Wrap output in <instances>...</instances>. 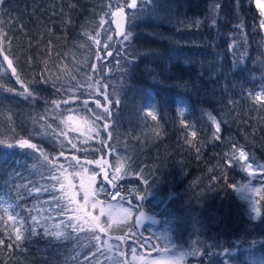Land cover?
Segmentation results:
<instances>
[{"label": "trees", "instance_id": "trees-1", "mask_svg": "<svg viewBox=\"0 0 264 264\" xmlns=\"http://www.w3.org/2000/svg\"><path fill=\"white\" fill-rule=\"evenodd\" d=\"M130 3L0 4V264H127L159 249L182 251V264H264L261 12L254 0ZM121 10L129 40L114 36ZM104 107L111 115L96 120ZM69 113L89 128L68 127ZM73 157L96 176L92 197L126 204L128 222L72 229L75 206L51 177L77 180ZM102 159L119 176L86 163ZM249 183L254 220L241 196ZM141 213L154 222L137 223Z\"/></svg>", "mask_w": 264, "mask_h": 264}, {"label": "snow or ice", "instance_id": "snow-or-ice-1", "mask_svg": "<svg viewBox=\"0 0 264 264\" xmlns=\"http://www.w3.org/2000/svg\"><path fill=\"white\" fill-rule=\"evenodd\" d=\"M3 3V0H0V4ZM125 5H118V7H120L121 9L124 7ZM260 6L262 9H264V5H258ZM126 7L130 8V9H135L138 7L137 4V0H131L130 4H126ZM114 16H118L117 19V27L118 30L120 32L121 35H123L124 40H129V33L127 32L126 34L124 33V29H123V25H124V18H125V14L124 12L121 10L118 13H114ZM261 15L264 16V10L261 11ZM261 26H264V20L260 21ZM5 59H7V57H5ZM12 61L8 60V64L9 66H11ZM28 95H31V93H28ZM104 99L107 101L108 100V96L105 95ZM253 99H255L257 102L260 101L261 99V94L257 93ZM58 107V105H57ZM96 108L100 109L101 105L99 102H97L96 104ZM151 115V113H149ZM111 113L109 111V108L104 107L103 111L101 112H97L95 114V119L96 120H101L104 119L106 120L108 118V116H110ZM181 115H183V112H181ZM153 119H156L155 116L152 117ZM211 119H213V122H215L214 118L210 117ZM108 128V124H104V129L107 130ZM219 130V125H217V131ZM90 131H96L95 129H90ZM193 135H195V133H193ZM96 136L99 137V132L96 131ZM92 137L89 136L86 138L85 143L87 142V139H91ZM219 138V137H217ZM0 143H4L3 141H0ZM15 145L20 146L21 148H26V149H32L34 151L38 150L37 145L34 143H31L28 139H19ZM8 146H12V144H9ZM74 148L76 147L75 145H72ZM40 151V155L43 157V160L45 162H50L49 161V157L46 153L43 152V150H39ZM85 151H87V149H85ZM61 155H63V153H61ZM239 155L241 157L245 156V153L243 151H240ZM73 160H76V164L80 166L81 171L75 172L74 174L76 176H80L81 177V184H80V190L83 192V200H84V204H88L91 201V197L96 195V190L93 187V184L95 183L96 180V176L93 173L92 175L87 176V180H88V184L87 186H85L84 183V176L88 173V169L86 167H84L83 165H80V161L76 158L73 157ZM87 164H91V163H96L97 165H100L101 167H103L104 162L102 160H96V161H92V160H88L86 161ZM53 167H55V165H53ZM259 167L261 169H264V165H259ZM60 168H63V166L61 165ZM64 171H67L66 169H64ZM120 169L117 168V172H119ZM53 180H61L60 183V188L63 190V196L61 197V199H66L67 202L70 205H74L76 204V191H74V189L76 188V185H73L70 181L67 183V185H65V183L63 182L64 180H67V177L63 175V172L61 173V176H56L55 174L52 175L51 177ZM105 179H107V174H105ZM115 187V185H113ZM46 190V189H45ZM37 191H40V189H37ZM101 191H103V189H101ZM123 199V198H121ZM84 205H77L76 207L72 208V211L74 213V215L72 217H70V221H72V223L70 224V226L72 227V229L74 231L77 230H82L83 228L87 227L89 231H95L97 228L100 229V231H104L105 229L100 225L99 223V219L97 217H92L91 219H88L86 217V215L82 214L81 209L83 208ZM93 207L96 206L95 203H93L92 205ZM11 207V205H9L8 207L4 208L5 213H7L9 211V208ZM253 211L255 212V208H253ZM102 214H104L105 212L108 215L109 221L118 224L120 219H127V217L129 215H131V211L128 208H122V207H117L116 205H108L107 209H102L101 210ZM9 218L11 219L12 217L9 216ZM119 218V219H117ZM142 218L144 217V214L141 213L140 217L137 218V223L142 222ZM33 221H37V218L35 216L32 217ZM38 223V221H37ZM61 224H63V221L61 222ZM61 224H56L54 225L55 228L60 229L61 228ZM68 226V225H66ZM53 235H55L56 237H60L62 235H64V233L62 231H56L54 233H52ZM15 239L17 241H20L22 239V234L20 233L19 229H17V235L15 237ZM95 239L99 240V237H95ZM119 239V237H118ZM135 251V250H133ZM165 251H171V249H165ZM184 258V254H180L178 257H174L173 259V264H181L182 260ZM114 264H122L121 261H119L118 259L114 262Z\"/></svg>", "mask_w": 264, "mask_h": 264}, {"label": "rangeland", "instance_id": "rangeland-1", "mask_svg": "<svg viewBox=\"0 0 264 264\" xmlns=\"http://www.w3.org/2000/svg\"><path fill=\"white\" fill-rule=\"evenodd\" d=\"M255 4H256V8H258V10L261 12L262 9L260 6L258 5H264V0H254ZM262 18V20H264V16H260ZM264 28V26H262ZM64 122H66L67 126L71 127V129L77 130V131H84L87 130L89 127L87 126V123L85 121H83L81 119V117L79 116H75L72 115L71 113H69L68 115H66V118L64 119ZM101 167V166H100ZM105 168V166H103ZM102 167V168H103ZM117 168H120L119 166H113L110 170V174L111 177H116L117 175L119 176V172H117ZM246 170L250 172V174H254L256 172H258L259 168L255 165H251L248 163V165L246 166ZM81 171V170H80ZM78 172V171H76ZM73 174L75 172H72ZM93 174V173H92ZM91 173H87L84 176V183L85 186H87L88 184V180H87V176L92 175ZM74 176L76 177L77 180H75L74 182L72 181L71 183L73 185H76V188L74 189V191H76L77 195H76V204H74V206L76 207L77 205H84L83 208L81 209L82 214L86 215V217L88 219H91L92 217H97L99 219V223L100 225L106 230L108 229V224H116L113 223L111 221H109L108 215L105 212L104 214H102L101 210L102 209H107L108 205H116L117 207H122V208H128L126 204L123 203H117L116 201H111V202H100L98 201L95 197H91V201L88 204H84V200H83V192L80 190V184H81V177L80 176H76L74 174ZM69 182V179L64 181V183L67 185V183ZM257 191V186L254 184H247L246 187L244 188V190L241 193L242 198L248 203V211H249V215L252 217V219H256L257 218V214H259V210L257 208V206H255V202L253 200L254 198V193H256ZM93 203L96 204L95 207H93ZM253 208H255V212L253 211ZM130 209V208H128ZM131 211V210H130ZM132 217V212L131 215H129L127 217V219H120L118 224H123L126 223V221L128 222V220ZM119 219V218H117ZM106 221V222H105ZM102 222H105L102 223ZM100 229L97 228V231H99ZM105 246V244H104ZM106 246H109V244L106 243ZM180 254H184L182 251H165L164 250H160L154 253H148V254H129L128 258H127V264H173V259L174 257H178ZM182 264V262H181Z\"/></svg>", "mask_w": 264, "mask_h": 264}, {"label": "water", "instance_id": "water-1", "mask_svg": "<svg viewBox=\"0 0 264 264\" xmlns=\"http://www.w3.org/2000/svg\"><path fill=\"white\" fill-rule=\"evenodd\" d=\"M119 34V31L117 30L115 33H114V36H116L117 37V35ZM107 54H109V52H107L106 53V55H105V57H107ZM102 161L104 162V165L103 166H105V170L106 171H108L109 169H110V167H109V164L107 163V162H105L103 159H102ZM137 219V218H136ZM142 220L143 221H149V222H151V223H153L154 221L152 220V219H150V217H148V216H146L145 218H142Z\"/></svg>", "mask_w": 264, "mask_h": 264}]
</instances>
